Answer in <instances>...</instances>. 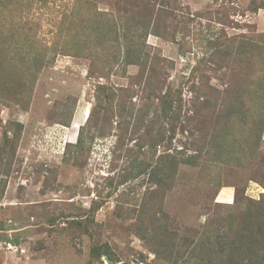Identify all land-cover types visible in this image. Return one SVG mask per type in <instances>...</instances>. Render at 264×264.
Here are the masks:
<instances>
[{
  "label": "rangeland",
  "instance_id": "rangeland-1",
  "mask_svg": "<svg viewBox=\"0 0 264 264\" xmlns=\"http://www.w3.org/2000/svg\"><path fill=\"white\" fill-rule=\"evenodd\" d=\"M0 264H264V0H0Z\"/></svg>",
  "mask_w": 264,
  "mask_h": 264
},
{
  "label": "bare ground",
  "instance_id": "bare-ground-1",
  "mask_svg": "<svg viewBox=\"0 0 264 264\" xmlns=\"http://www.w3.org/2000/svg\"><path fill=\"white\" fill-rule=\"evenodd\" d=\"M89 117V110L87 111V113L84 115V120L87 119Z\"/></svg>",
  "mask_w": 264,
  "mask_h": 264
}]
</instances>
